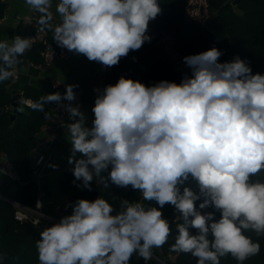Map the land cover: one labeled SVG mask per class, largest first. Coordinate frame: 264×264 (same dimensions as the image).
Returning <instances> with one entry per match:
<instances>
[{
	"label": "clouds",
	"instance_id": "clouds-1",
	"mask_svg": "<svg viewBox=\"0 0 264 264\" xmlns=\"http://www.w3.org/2000/svg\"><path fill=\"white\" fill-rule=\"evenodd\" d=\"M25 3L59 47L104 67L150 42L149 23L162 11L159 0H58L53 27L52 0ZM31 47L26 36L0 41V82L13 77ZM222 55L213 46L183 57L190 75L180 83L146 86L121 76L97 89L91 127L72 104L78 85L30 102L34 111L56 103L68 113V162L82 187L91 191L94 180L104 188L109 181L131 186L156 205L123 199L117 210L103 196L70 202L71 214L40 233L38 264H130L134 255L147 264L171 235L165 205L178 213L171 250L197 264L228 256L244 264L260 253L246 233L264 234V181L252 179L264 172V74H253L239 56L220 62Z\"/></svg>",
	"mask_w": 264,
	"mask_h": 264
},
{
	"label": "trees",
	"instance_id": "trees-1",
	"mask_svg": "<svg viewBox=\"0 0 264 264\" xmlns=\"http://www.w3.org/2000/svg\"><path fill=\"white\" fill-rule=\"evenodd\" d=\"M190 0H159L161 13L156 19L150 21L149 26L156 30L168 32L174 40V49L183 56L198 54L215 46L222 51L220 62L232 61L236 56L249 63L252 73L264 74V0H206L211 16L205 24H199L188 18ZM6 3L0 0V19L3 16ZM41 16V15H40ZM45 39L55 44L53 32L42 28ZM34 29L27 30L22 22L17 27V35L28 37ZM43 44L33 45L26 53L25 58L35 64L42 62L41 52ZM187 72L177 70L175 63L170 61L160 47L152 41L145 42L139 50L130 51L122 57L119 64L112 66L106 73V85H114L121 76L138 80L146 86H152L161 80L180 83ZM189 74V73H187ZM190 75V74H189ZM11 79L0 82V154L4 155L12 170L18 174L22 184H15L14 190L0 191L4 194H15L16 201L34 207L36 199V186L30 179L31 168L29 157L35 146L37 134L46 118L51 115L49 103L45 111H34L25 102L39 101L49 93L60 92L52 87L51 79L41 78L33 85H26L22 89L21 109L16 113L12 123L9 116L12 113L11 95L8 85ZM74 167V166H73ZM69 168L59 184V189L67 199V203L78 199L94 200L103 196L114 208L119 210L121 201L141 202L144 206H156L154 201H145L142 194L132 189L117 187L108 182L104 188L91 183V191L82 187V182L77 181ZM107 177L108 172L102 173ZM264 181V172L252 178ZM195 188V181L190 180L188 185ZM72 211V208L69 207ZM211 211L212 209H206ZM42 212L48 216H62L57 211L55 203L45 202ZM163 215L171 222V235L161 248L153 250L152 259L147 264H197V258L191 254L177 253L171 250L177 235L174 218L178 213L170 205L162 209ZM217 219L219 213H216ZM52 222L41 220L33 225L29 221L19 222L15 219L12 205L0 198V264H37L38 252L36 242L40 233ZM195 231V230H193ZM246 235L260 244V253L252 256L244 264H264V234L257 235L249 231ZM173 256V260L169 257ZM130 264H146L138 255H134ZM221 264H238L231 256L221 259Z\"/></svg>",
	"mask_w": 264,
	"mask_h": 264
},
{
	"label": "built area",
	"instance_id": "built-area-1",
	"mask_svg": "<svg viewBox=\"0 0 264 264\" xmlns=\"http://www.w3.org/2000/svg\"><path fill=\"white\" fill-rule=\"evenodd\" d=\"M58 3V0H56ZM53 19L51 21L53 27L57 25V16L54 12L53 7L49 9ZM41 14L34 10H31L26 17H24L20 22L27 30L34 29V31L28 36L32 38V46L41 43L43 44V50L41 52L42 62L35 64L26 59V65L34 70L44 71L52 67V65L61 59H66L71 52L67 49H62L55 44L48 42L45 39V34L43 30L38 26V17ZM7 11L4 10L2 19H6ZM148 35L151 37V41L160 47L164 55L176 65L177 70L185 71L190 74V69L183 63V55L178 53L174 49V40L172 36L166 31H159L149 26ZM147 42V43H150ZM27 52V51H26ZM25 52V53H26ZM24 53V54H25ZM99 65V75L104 81V88L107 86L105 83L106 73L110 71L111 67H104L100 63ZM14 75L11 78V81L16 82L19 79L20 66H16L13 69ZM72 79V77H70ZM52 87L59 89L62 93L65 92V87H63L59 81L56 79H51ZM64 103H68L64 101ZM75 106V101L72 102ZM51 115L45 120L44 124L41 126L37 138L35 141V146L32 148L29 164L31 168L30 179L35 183L36 186V199L34 207H29L14 201L11 199L10 194H4L0 191V198L12 205L15 213V219L19 222L29 221L33 225H37L41 220L49 221L52 223L59 222L62 216L52 217L44 214L42 212L43 205L45 203V193L40 187L41 181L45 177V167L47 162V152L51 148L52 144L57 138V135L62 131L69 120L68 113L56 103H51L50 105ZM0 175L2 179H6L9 186L12 185V191L14 190L15 184H22V181L18 174L14 172L8 163L4 155L0 154ZM97 185H100L99 182H96ZM11 190V189H10ZM39 202V203H38ZM208 211V210H205ZM177 216V215H176ZM176 218V217H175ZM161 264H165L163 261H160ZM38 264V263H37Z\"/></svg>",
	"mask_w": 264,
	"mask_h": 264
},
{
	"label": "crops",
	"instance_id": "crops-1",
	"mask_svg": "<svg viewBox=\"0 0 264 264\" xmlns=\"http://www.w3.org/2000/svg\"><path fill=\"white\" fill-rule=\"evenodd\" d=\"M2 1L6 3L5 9L7 11V17L4 20L2 18L0 19V41L6 40L11 43L12 38L17 35L19 22L26 17L32 9L26 5L25 0ZM56 5V0H52L51 6L57 16L58 24L60 22V16L56 12ZM98 64V62L89 61L83 55L71 52L66 59L56 61L51 68L44 71L34 70L26 65L25 67H20L19 79L16 82L11 81L8 85V91L11 96L13 94H21L24 86L33 85L41 78L56 79L63 87L68 84L78 85V87L74 89L76 93L75 106H80V110L87 118V126L91 127L94 118L92 107L98 95L96 90L99 89L102 91L104 89V81L99 75ZM70 77H72V79H70ZM30 102V100H27L25 104L29 105ZM68 123H71V120H68ZM69 141L70 136L66 125V127L58 133L56 140L47 152L46 174L40 183V187L45 193V202L55 203L57 207L67 201L66 197L62 195L59 189V184L64 175L59 178V183L53 193H51L50 190L55 180H48L47 177L61 171H67L74 166L68 162V158L71 155V145ZM77 158H80L79 153H77ZM50 165H56V167ZM2 180L0 175V183ZM100 186L103 187L101 184ZM12 188L11 185L10 189L12 190Z\"/></svg>",
	"mask_w": 264,
	"mask_h": 264
},
{
	"label": "water",
	"instance_id": "water-1",
	"mask_svg": "<svg viewBox=\"0 0 264 264\" xmlns=\"http://www.w3.org/2000/svg\"><path fill=\"white\" fill-rule=\"evenodd\" d=\"M20 67H25L26 66V58H25V54H24V57L21 58V62L20 64L18 65ZM22 97H21V94H13L11 96V109H12V113L10 114L9 116V121L10 123L13 122L14 118H15V115L16 113L21 109V104H22ZM65 171H61V172H58L54 175H51V176H48L47 179L48 180H55L54 184H53V187H51V193H53L59 183V178L62 177L64 175ZM0 188L3 189V190H6L8 191L10 189V186L7 182L6 179H3L2 182L0 183ZM10 197L12 200L16 201V195L15 194H10ZM57 211L60 215L62 216H65V215H70L71 214V210L68 206V203L67 201L62 203L61 205H59L57 207Z\"/></svg>",
	"mask_w": 264,
	"mask_h": 264
},
{
	"label": "rangeland",
	"instance_id": "rangeland-1",
	"mask_svg": "<svg viewBox=\"0 0 264 264\" xmlns=\"http://www.w3.org/2000/svg\"><path fill=\"white\" fill-rule=\"evenodd\" d=\"M211 16V11L207 8L206 0H190L188 7V18L198 22L199 24H205ZM175 220V218H174ZM169 260H173V256L169 257Z\"/></svg>",
	"mask_w": 264,
	"mask_h": 264
}]
</instances>
